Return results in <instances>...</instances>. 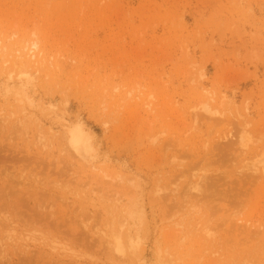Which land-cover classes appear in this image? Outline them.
Listing matches in <instances>:
<instances>
[{
  "label": "rangeland",
  "instance_id": "374dc122",
  "mask_svg": "<svg viewBox=\"0 0 264 264\" xmlns=\"http://www.w3.org/2000/svg\"><path fill=\"white\" fill-rule=\"evenodd\" d=\"M0 264H264V0H0Z\"/></svg>",
  "mask_w": 264,
  "mask_h": 264
},
{
  "label": "bare ground",
  "instance_id": "6f19581e",
  "mask_svg": "<svg viewBox=\"0 0 264 264\" xmlns=\"http://www.w3.org/2000/svg\"><path fill=\"white\" fill-rule=\"evenodd\" d=\"M205 109H206V108H205ZM207 110L209 111V107L207 108ZM206 112H207V111H206ZM7 156H8V155H7ZM201 193H202V192H201ZM8 194H9V193H8ZM5 195H6V194H5ZM6 203H7V202H6ZM11 205H13L14 208L16 207V204H15V203L13 204V203L11 202ZM10 207H11V206H10ZM38 208H39V207H38ZM41 209H42V208H41ZM7 261H8V260H7Z\"/></svg>",
  "mask_w": 264,
  "mask_h": 264
}]
</instances>
